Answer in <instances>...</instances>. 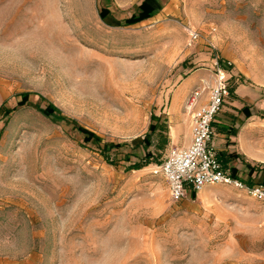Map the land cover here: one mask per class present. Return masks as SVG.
<instances>
[{"label":"rangeland","instance_id":"obj_1","mask_svg":"<svg viewBox=\"0 0 264 264\" xmlns=\"http://www.w3.org/2000/svg\"><path fill=\"white\" fill-rule=\"evenodd\" d=\"M141 1L0 0V264H264V201L224 184L174 201L158 172L217 59L225 106L243 86L246 140L264 142V0H159L136 24L103 20ZM23 93L80 130L19 105ZM233 146L239 164L264 166Z\"/></svg>","mask_w":264,"mask_h":264},{"label":"built area","instance_id":"obj_2","mask_svg":"<svg viewBox=\"0 0 264 264\" xmlns=\"http://www.w3.org/2000/svg\"><path fill=\"white\" fill-rule=\"evenodd\" d=\"M191 36L197 39L199 34L194 30ZM215 65L217 71L214 81L193 89L186 102V109L191 115L189 144L172 147L159 165L158 172L164 177L174 201L192 197L193 193L197 195L206 186L215 184L244 189L255 199L264 201L263 184H248L240 176L232 174L231 167H223L219 159L214 122L231 90L224 66L218 59ZM204 92H207L205 98Z\"/></svg>","mask_w":264,"mask_h":264},{"label":"trees","instance_id":"obj_3","mask_svg":"<svg viewBox=\"0 0 264 264\" xmlns=\"http://www.w3.org/2000/svg\"><path fill=\"white\" fill-rule=\"evenodd\" d=\"M161 9H162V4L159 2V0H143L140 4L136 5V11L130 17H127L124 19H118L111 14H107L106 16L103 17V20L112 26L136 24V23L141 22L143 20L152 18ZM100 12H102V9L100 10ZM29 96H30V93H23L22 99L19 101V105H25V104L32 105L35 108H37L39 111H41L43 114H45L46 116L53 117V118L61 120V121L72 123L77 130H80V127H78L77 123L73 119H70L66 116H63L59 112L57 107H55L53 104H49L46 107H41L40 105L29 101L30 100ZM14 109H15V107L12 109L9 108V109H7V112L10 113ZM242 110H244L246 112L247 117H249L251 115L248 106H244L242 108ZM237 132H238L237 128H231L230 129L231 134H237ZM85 140L86 141H92L93 143H95L97 145H101L102 141H103L102 138L96 134L85 135ZM134 140H135V142H139L140 140H143L145 142L144 144L147 147L150 144L149 135L145 136L143 139L141 137H137ZM121 146L122 145L120 143L104 144L102 151L103 152L105 151L104 153H106L107 147L120 148ZM149 156H150V153L149 152L146 153V157L149 158ZM218 156L222 162L223 167H228L229 163L233 161V158L230 157V155L227 152L221 151L218 153ZM142 165H143L142 163H134L130 166V168H139ZM246 167L249 169V172H248L249 176L248 177L240 176V177L244 181H246L248 184L260 183V184L264 185V166L256 167V166L252 165L251 163H246ZM231 171H232V174H234L235 176H239L238 168L236 166H231ZM255 171L260 173V176L258 179H256V178L252 179V177H251ZM192 198H196L195 193L192 194Z\"/></svg>","mask_w":264,"mask_h":264},{"label":"crops","instance_id":"obj_4","mask_svg":"<svg viewBox=\"0 0 264 264\" xmlns=\"http://www.w3.org/2000/svg\"><path fill=\"white\" fill-rule=\"evenodd\" d=\"M143 1V0H142ZM141 1V2H142ZM140 4V3H139ZM206 80V79H205ZM236 98L233 102H231L233 107H226L224 105V108L222 111L216 116L215 122H214V128L216 132V145L218 148V153L221 151L227 152L230 157L233 158V161L229 163L228 167L236 166L238 168V174L239 176L248 177L249 169L246 167V163L239 164L238 156L233 153V144L239 140L242 144V149L244 152L252 159L263 161L264 162V154H257L256 149H259L261 151H264V142L255 143L254 145H249L248 141L246 140V136L252 133V130L255 129V126L253 125V112L250 104H246L243 102L242 96L248 92L244 89L243 86H239L235 90ZM228 102V99L226 103ZM225 103V104H226ZM244 106L249 107V111L251 115L247 117V114L242 108ZM226 107V109H225ZM243 127V132H239V127ZM231 128H237L238 132L237 134H231L230 129ZM191 130L189 131V134L187 135V140L183 146H186L189 144L191 139ZM249 163V162H247ZM260 176V173L254 172L252 174V179H258Z\"/></svg>","mask_w":264,"mask_h":264}]
</instances>
